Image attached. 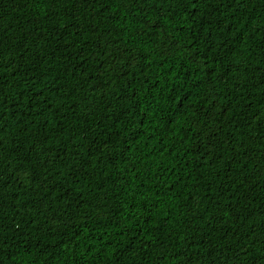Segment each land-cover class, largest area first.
Masks as SVG:
<instances>
[{
    "label": "trees",
    "instance_id": "16d2710c",
    "mask_svg": "<svg viewBox=\"0 0 264 264\" xmlns=\"http://www.w3.org/2000/svg\"><path fill=\"white\" fill-rule=\"evenodd\" d=\"M0 264H264V0H0Z\"/></svg>",
    "mask_w": 264,
    "mask_h": 264
}]
</instances>
